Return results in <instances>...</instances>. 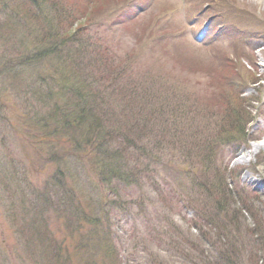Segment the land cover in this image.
Masks as SVG:
<instances>
[{"label":"rangeland","instance_id":"374dc122","mask_svg":"<svg viewBox=\"0 0 264 264\" xmlns=\"http://www.w3.org/2000/svg\"><path fill=\"white\" fill-rule=\"evenodd\" d=\"M58 1L62 15L70 24L82 21L86 27L87 24L101 23V29H97V31L103 32L100 37L106 43L107 49L114 52L113 49L121 48L117 52L118 55L114 52L117 58L113 59H121L126 55L131 59L137 57L141 67H147L144 69L145 71H153L154 74L160 75L158 81L162 84H167L168 81L178 85H187V88L193 93L197 87L202 85V82L205 85L207 81V86H209L210 82L204 78L208 73L213 74L216 78L222 77L219 91L224 94V98L227 97L224 102H228V105L232 106L231 108L235 107L236 110L244 108L243 111L246 114L243 115L249 117V121L243 123L244 133H239L237 138H231L234 139L231 144H234L237 139L235 146L239 145V148L231 151V144H229L221 150L223 145L220 144L217 150L209 153L207 159L202 160V166L197 167L203 168L206 174L198 176L196 180L203 184L204 189L209 188L215 193L218 183L219 185L224 182L229 184L232 179L233 185L238 183L245 188H252L259 196L237 195L238 197L231 198L233 202L236 201L235 207L239 205L238 210L248 208L251 210V215L248 212L245 213V210L241 214L236 213L231 226H236L237 223V234H232L233 229L230 226L226 230L218 232L220 237L210 231V233H205V236L201 238L208 241L201 248L198 245V238L202 234L195 227L201 226L202 230H206L208 227L203 225L205 220L197 218L199 214L197 210L200 209L197 204L190 203L191 209L183 210L179 207L169 208V205L173 203L170 200L168 203L166 200L164 202L166 206L159 211L164 212L169 218L167 225L172 222L173 227H177L181 232L182 238L186 237L188 241L180 244L176 243L178 239H175L176 242L167 244V239H163L164 237L161 238L162 240L155 239L147 220L151 219V209L154 207L152 204L157 207L159 200L155 198L156 195L148 187L125 191L119 187L120 193L117 196L111 192L99 194L104 202L118 198L120 206L106 204V210L97 213L101 218L97 226L85 219L84 214L85 212L87 214V211L84 209V212L78 213L80 219H76L78 222H73V225L70 218L68 219L69 213L55 210L59 209V206L57 207L55 199H52L53 193L47 194L49 202L43 198L40 201L39 199L46 190L50 189L49 185L53 186L57 177H61L65 184L63 189L66 192L73 190V193L80 198L81 204L73 199L72 202L70 200L72 205L86 208L90 201L89 197L91 195V197H96L91 188L95 185L99 186L97 174L88 161L89 159L78 164L67 161V159L56 162V164L44 162L43 157L48 155V148L45 149L47 153L44 152L45 154H40L41 157H39L35 154L32 141L29 144L24 137L22 138L12 129V127L21 129L26 136L32 135L30 138L28 137L29 139L40 140L44 143V139H40V136H44L41 134L43 132L38 128H30L32 116L27 107L25 108L23 100L25 97L29 99L33 96L38 91L37 87L43 86L42 83L47 84L41 79L42 76L48 77L46 82L50 85H58V81L52 77L53 75L50 76V72H46L48 67H44V69L42 67L40 70V66L33 67L30 79L27 77L30 75L27 74L29 72L27 69L26 71L19 69L23 75H20L19 72L18 76L17 73L15 74L17 78H12L15 71H11V74L6 70L10 66L11 56L16 53L20 54L15 48L19 46V43L16 42L17 40L6 39V30L5 33L1 31L0 62L3 63V66H0V264H115V261L116 264H264V147L256 150L255 154L248 155L247 161L240 159V154L249 153L250 148L253 149L257 144L264 143V92H262L264 87V51L254 55L255 69L244 58L240 59L238 52L230 54L231 50L229 52L219 51V63L211 62L205 55L201 56L191 50L186 54L175 53L181 57L183 63L181 62L182 64L179 66L174 64V68L169 69L170 62L167 60V53L171 52V46H167L166 51L162 49L150 53L149 37L151 34L162 36L163 32L169 38H171L169 33L175 38H180L183 35L180 13L175 16V23L170 26L167 25V15L163 16V11L167 9V2L174 6L179 5L182 11L179 0H159L156 6H153L141 19L134 22H125L124 20L128 21L127 19L134 15L139 6L141 7L151 0H125L127 4H123L124 6L120 5L121 0H94L93 7H89L87 0ZM88 1L90 2V0ZM237 2L241 4L244 13L248 11L251 15L264 20V0H237ZM95 6L97 8L94 9ZM75 14L77 17H74ZM156 16H159L157 21L162 26L156 24L159 28L152 29L151 22ZM3 18L4 16L0 14V20ZM231 21L237 23V18H233ZM85 34L80 32L77 37ZM222 41L224 42L223 39L218 40L219 43ZM27 51L34 52L36 50H33L31 46L26 51L24 50V52ZM64 56L68 55L64 54ZM223 58L231 62L229 63ZM158 63L163 66L158 67ZM163 70L167 72L165 76ZM200 70L202 72L198 74ZM38 72L40 74L37 76ZM190 73L193 74V77L190 76ZM100 74L104 73H99L98 76ZM196 75L198 76L196 77ZM229 81L235 82V85L239 83L237 89L241 88L240 95L237 96L232 92L229 87L231 85H227ZM45 88L47 89L46 86ZM53 101L56 102V99L53 98ZM118 107L119 105L115 103L113 109L117 111ZM218 107L222 110V106ZM210 110H214V106L212 108L206 105L201 107L202 113L207 114ZM194 112L199 113L200 110ZM211 114L209 113V120L220 118L219 116L215 117L214 113ZM60 120V125H63L64 119L60 118ZM223 121L222 119L221 122ZM195 127L194 123V129H191L190 135L194 142L189 143V147L201 151L198 135L193 136L192 134ZM49 131L46 130V132ZM237 132H235L236 135ZM63 134L62 137H68L70 132ZM178 144L179 142H177ZM243 145L245 147H242ZM84 148L82 147V150ZM210 162L212 163L211 167ZM205 165L209 166L204 167ZM205 168H210L212 171L208 173ZM59 170L64 173L59 175ZM237 171H241L240 175H236ZM46 180L49 182L47 186L45 185ZM114 183L112 186L116 185ZM30 192H33L32 196ZM60 193L64 194L61 190ZM68 194L70 195V192ZM35 195L39 198H35ZM209 207L211 206L209 205ZM230 215L231 213L224 212L214 218L218 223L224 224V222L226 223L225 219L227 220ZM226 232L230 235H226ZM105 233L108 234L112 250L101 239ZM109 233H112L113 237ZM252 234H256L255 237H261H254L253 241L250 239ZM224 242L226 245L221 246ZM192 244L198 245V247L192 250ZM228 256H231V259H228Z\"/></svg>","mask_w":264,"mask_h":264},{"label":"trees","instance_id":"16d2710c","mask_svg":"<svg viewBox=\"0 0 264 264\" xmlns=\"http://www.w3.org/2000/svg\"><path fill=\"white\" fill-rule=\"evenodd\" d=\"M3 1L0 0V14L4 16L0 20V33H5L6 30V39L17 40L19 46L15 48L20 52V54L16 53L11 56V62L9 63L11 67L9 66L6 72L15 71L12 78H17L20 72L19 69L24 71L27 69L29 71L27 74H30L35 66H40V70H42V67L43 69L48 67L46 72H50V76L53 75L52 77H55L58 81V85H50L46 82L48 77L42 76L41 79L47 84L42 83L43 86H38V91L33 96L29 99L25 97L23 100L25 108L27 107L33 117L35 128L57 137H62L64 136L63 133L69 134L70 132L68 136L73 137L70 141L73 154H78L82 147L90 148L92 150L91 166L98 176L99 183L115 195L117 194L114 188L116 185L112 186V183L119 184L129 177L123 171L128 170V164L134 161L143 162L140 159H146L147 164L142 166V170L132 169L130 171L136 174L144 173L145 175L149 173L146 178L152 185L156 186L154 191L159 195L161 203L165 204L166 200L169 203L170 200L173 203L169 205L171 207L179 200L177 197L184 201L187 200V197L191 204L199 206L197 218L202 221L205 220L203 225L208 227L206 230H202L201 226L195 227L202 234L198 238L200 248L208 241L201 238L207 232L217 234L216 236L220 237L218 232L226 230L230 226L233 229L232 234H237V223L236 226H231L236 213L241 214L244 210L245 213H251L248 208L238 210L239 205L235 207L236 201L233 202L231 198L241 196V194L230 187L227 182L221 185L218 183L214 193L209 188L204 189L203 184L200 181L198 182L196 178L206 174L203 168L197 167L202 166V160L207 159L210 152L217 150L220 144L226 143L225 140L237 137L241 132L244 133L243 123H247L249 119V117L243 115L246 114L243 111L244 108L237 109V111L235 107L231 108L232 106H229L228 102L223 101L216 105L211 112L202 113L199 104L190 103L185 98L180 99L179 95L167 97V93L180 94L183 91L180 86L146 85L147 81L145 79L130 77L126 67H120L118 64L109 61L100 49L91 51L89 48L73 46L72 51L65 52L64 47L68 41L67 38L80 29L84 22L81 21L76 25L70 24L61 13L58 0L44 1V5H47L49 9H42L43 11H37L33 5L34 3H41L38 0H5L4 4ZM95 8L97 7L95 6ZM42 16L45 20L41 18ZM25 22L29 26L24 25ZM31 46L36 51L24 52ZM64 54L68 56H64ZM0 66H3L2 62H0ZM99 73L104 74L98 76ZM39 74L40 72L37 73V76ZM20 75H23V73L20 72ZM27 77L30 79L31 74ZM12 82H15V80H12ZM11 85L14 84L11 83ZM53 98L56 99V102L53 101ZM159 101L165 106L169 101L171 107H168V111L169 108H172L174 113L178 112L179 114H165L159 106ZM115 103L119 105L117 111L113 109ZM217 106H222V110ZM198 109L200 110L199 113L194 112ZM209 113H214L215 117L219 116L220 118L209 120ZM60 118L64 119L63 125H60ZM222 119L223 122H221ZM194 123L196 127L192 134L193 136L198 135L201 151L189 147V143L194 142L190 137L191 129H194ZM50 128L51 131H49ZM46 130L49 132H46ZM235 132H237V135ZM150 140L153 142L152 148L157 153L163 147L165 150L172 149L182 153L183 164L188 166L189 169L183 170L180 174H175L176 170L171 166L166 172L171 179H175V177H177V180L189 179L190 189L188 188V192L190 193L162 190L163 187L160 186L158 181V174L163 171L157 167L158 164H161L158 156L147 149H141L140 153H137L136 150L138 148L137 142L145 141L144 143L148 144ZM177 142H179L178 145ZM54 155L52 153L51 158L48 159L49 162L57 161L54 160ZM209 165L211 167L212 163L210 162ZM205 169L208 173L212 171L210 168ZM62 173L59 171L58 174ZM59 180H61V177H59ZM55 181L58 185L56 182L53 186L49 185L50 189L41 195L39 201L43 198L46 202H49L47 194L51 192L53 193L52 199H55V205L59 206V209L55 210L69 213L68 219L70 218L72 224L77 221L76 219H80L78 213L86 209L85 219H88L89 223L92 222L94 226L99 225L101 218L97 213L106 210L105 203H100V200L94 197L88 201L86 208L72 205V200L75 199L76 201V198L70 194L68 202L60 193L61 185L58 179ZM180 182L182 184L183 181ZM48 184L49 182L46 180L45 185ZM182 194L185 196L183 197ZM59 198L60 200H58ZM111 202L115 204L113 200ZM209 205L211 207L208 208ZM224 212L231 213V215L227 220L225 219L226 223L220 224L214 217L218 214H224ZM156 219L157 224L154 226L153 233L151 232L155 235L156 240H162L161 238L164 237L163 239H167V244L176 242L175 239H178L176 243L180 244L188 241V238H182L181 232L177 227H173L172 222L167 225L168 221L163 219L161 221L160 215ZM226 235H230V233L226 232ZM255 235L252 234L250 239H253ZM258 237L261 236L255 238ZM101 239L112 250L113 247L108 234L105 233V236ZM192 245V250L198 247V245ZM224 245H226V242L221 244V246ZM226 247L229 248V246ZM106 251L109 252V250ZM225 251H228V249H225ZM228 259H231V256H228Z\"/></svg>","mask_w":264,"mask_h":264},{"label":"bare ground","instance_id":"6f19581e","mask_svg":"<svg viewBox=\"0 0 264 264\" xmlns=\"http://www.w3.org/2000/svg\"><path fill=\"white\" fill-rule=\"evenodd\" d=\"M262 147H264V143H262L261 145L259 144H257L256 146H254V148L252 149V148H250V152L249 153H242V154H240V156H241V158L240 159H242V160H244V161H247L248 160V155H253V154H255V151L256 150H259V149H261Z\"/></svg>","mask_w":264,"mask_h":264}]
</instances>
